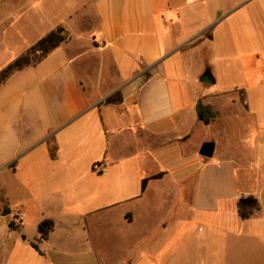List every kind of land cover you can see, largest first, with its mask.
Listing matches in <instances>:
<instances>
[{
    "label": "crops",
    "instance_id": "obj_1",
    "mask_svg": "<svg viewBox=\"0 0 264 264\" xmlns=\"http://www.w3.org/2000/svg\"><path fill=\"white\" fill-rule=\"evenodd\" d=\"M45 3L9 10L4 67L70 40L0 86V264H264V0Z\"/></svg>",
    "mask_w": 264,
    "mask_h": 264
},
{
    "label": "trees",
    "instance_id": "obj_2",
    "mask_svg": "<svg viewBox=\"0 0 264 264\" xmlns=\"http://www.w3.org/2000/svg\"><path fill=\"white\" fill-rule=\"evenodd\" d=\"M70 36L63 27H58L51 31L47 36L42 38L36 44L31 46L25 53L8 64L0 71V86L4 84L13 74L30 66H35L50 55L60 45L68 42ZM198 116L201 121L211 123L218 117V112L210 107L199 103L197 105ZM239 213L243 219H249L255 210L259 209L258 200L253 196H242L238 203ZM13 227V224H11ZM54 224L51 221H44L39 226V231L43 238L53 230ZM37 248L36 245H34Z\"/></svg>",
    "mask_w": 264,
    "mask_h": 264
},
{
    "label": "rangeland",
    "instance_id": "obj_3",
    "mask_svg": "<svg viewBox=\"0 0 264 264\" xmlns=\"http://www.w3.org/2000/svg\"><path fill=\"white\" fill-rule=\"evenodd\" d=\"M8 1L9 0H0V27L1 29H4L3 32L0 33V70L6 64L5 59L10 56L8 53H11L10 49L13 47L12 44L15 40L12 34H6V28L9 24V18L11 17V12L9 10L16 9L20 5L22 0ZM45 4L46 7L50 10L55 9L56 6L59 5L63 6V8L66 7L65 0H46ZM72 33L75 34V32Z\"/></svg>",
    "mask_w": 264,
    "mask_h": 264
},
{
    "label": "water",
    "instance_id": "obj_4",
    "mask_svg": "<svg viewBox=\"0 0 264 264\" xmlns=\"http://www.w3.org/2000/svg\"><path fill=\"white\" fill-rule=\"evenodd\" d=\"M202 81L205 83H211L212 82V75L210 72H206V74L203 76ZM215 151V144L212 142H206L202 145L200 149V155L206 158H212ZM10 214V210L7 209L4 212V215Z\"/></svg>",
    "mask_w": 264,
    "mask_h": 264
},
{
    "label": "built area",
    "instance_id": "obj_5",
    "mask_svg": "<svg viewBox=\"0 0 264 264\" xmlns=\"http://www.w3.org/2000/svg\"><path fill=\"white\" fill-rule=\"evenodd\" d=\"M94 168L96 169V170H98V171H100V172H103L104 170H105V167L104 166H101V165H99V164H96L95 166H94ZM15 219L17 220V221H19V222H21L22 220H23V218H24V215L20 212V211H18V212H16L15 213Z\"/></svg>",
    "mask_w": 264,
    "mask_h": 264
}]
</instances>
